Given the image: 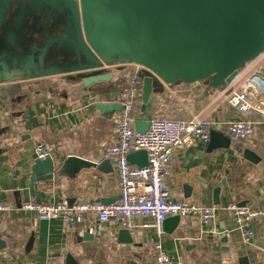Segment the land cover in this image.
<instances>
[{
	"label": "crops",
	"instance_id": "0c3cea01",
	"mask_svg": "<svg viewBox=\"0 0 264 264\" xmlns=\"http://www.w3.org/2000/svg\"><path fill=\"white\" fill-rule=\"evenodd\" d=\"M127 66L112 67V80L92 87L71 84L62 75L0 84V201L13 206L0 212V259L5 264H159L155 244L161 241L168 255L187 264H264V221L253 223L247 243L229 208L264 203V123H256L252 135L242 142L230 139L227 147L222 139L210 137L208 143L198 140L177 151L168 179L171 197L216 205L212 228L196 216L180 217L178 222L170 217L160 237L153 227L142 226L153 219L140 216L139 225L126 237L117 220L100 222L91 215L85 223L66 227L60 218H42L36 211L20 208L29 201L110 204L119 195L115 162L105 154L116 140L119 111L101 110L98 105L120 103L115 94L123 85ZM220 90H212L207 81L165 85L152 94L145 111L141 97L135 121L197 117L229 137L231 122L259 118L256 113L241 114L224 97L216 98ZM38 143L49 149L59 167L70 155L97 166L43 180L33 168ZM246 149L260 161L249 157ZM106 160L111 164L100 166ZM217 186L221 187L219 203L214 201Z\"/></svg>",
	"mask_w": 264,
	"mask_h": 264
},
{
	"label": "water",
	"instance_id": "95a60500",
	"mask_svg": "<svg viewBox=\"0 0 264 264\" xmlns=\"http://www.w3.org/2000/svg\"><path fill=\"white\" fill-rule=\"evenodd\" d=\"M262 52L264 0H0V84L62 75L71 84L92 87L112 80L108 66L136 63L143 66L145 111L152 94L165 85L207 81L219 89ZM98 107L120 111L122 105ZM150 123L137 120L135 126L145 132ZM217 139L224 147L230 144L229 137L212 130L211 140ZM246 153L261 159L251 149ZM128 160L146 166L148 152H131ZM92 166L97 163L70 155L60 167L48 156L36 159L33 168L38 178L50 180ZM220 192V186L214 188L215 203ZM120 232L130 235L127 228Z\"/></svg>",
	"mask_w": 264,
	"mask_h": 264
},
{
	"label": "built area",
	"instance_id": "2783aa9c",
	"mask_svg": "<svg viewBox=\"0 0 264 264\" xmlns=\"http://www.w3.org/2000/svg\"><path fill=\"white\" fill-rule=\"evenodd\" d=\"M127 65L128 68L122 73L123 85L115 94L122 105L115 119L116 140L105 150L106 157L116 165L120 198L110 204L29 201L20 208L36 211L42 218H60L66 227L85 223L93 215L100 222L117 220L122 228L131 229L139 225L136 221L138 217H151L152 222L142 226L153 227L160 237L165 233L166 219L171 216H196L204 225L212 228L217 218V206L174 200L168 184L178 149L190 147L198 140L208 143L211 124L197 117L191 120L154 118L145 132L138 131L134 113L142 97L140 71L143 66L136 63ZM220 89L216 98L224 97L231 107L243 115L256 113L259 116L257 120L240 119L229 125L230 139L235 143L242 142L252 135L256 123H264V52L247 62L234 81ZM143 149L148 152V164L143 167L131 164L128 155ZM35 151L39 159L50 156L49 149L43 143H38ZM229 208L233 210L244 241L250 243L253 223L264 221V203L260 206L232 204ZM12 209L11 204L0 201V212ZM89 232L92 233L93 228ZM155 249L159 264H187L183 259L168 255L161 241L155 244ZM0 264L5 263L0 259Z\"/></svg>",
	"mask_w": 264,
	"mask_h": 264
}]
</instances>
